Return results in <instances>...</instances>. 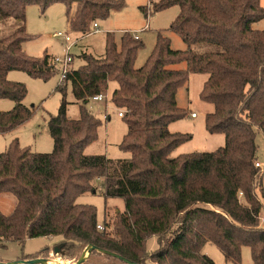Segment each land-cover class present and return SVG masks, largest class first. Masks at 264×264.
Instances as JSON below:
<instances>
[{
    "label": "trees",
    "instance_id": "trees-1",
    "mask_svg": "<svg viewBox=\"0 0 264 264\" xmlns=\"http://www.w3.org/2000/svg\"><path fill=\"white\" fill-rule=\"evenodd\" d=\"M56 1L67 5L70 28L81 34L124 6L123 0H0V98L15 103L0 110V133L14 130L33 113L24 104L25 84L9 79V72L22 69L45 79L56 69L51 55L33 57L24 48L31 39L27 6L45 9ZM172 6L180 10L169 29L181 36L186 49H173L159 32L145 64L135 67L143 42L129 31L120 42L108 33L104 55L83 53L84 64L63 79L64 88L71 84L81 115L67 116L63 96L49 120L52 152L30 151L15 139L0 153V193L17 199L9 214L0 210L1 246L59 236L55 248L75 261L83 245L92 244L139 264H216L204 251L214 243L228 261L239 264L242 248L249 246L252 264H264V185L262 168L256 165V135H264V29L254 27L264 17V6L260 0H150L141 9L149 15L150 7L159 12ZM196 44L211 47L196 52ZM181 62L186 68L171 67ZM191 73L208 74L200 92L202 100L214 105L206 114V128L223 133L226 142L214 151L172 156L192 138L169 130V124L188 115L178 105L177 93ZM111 81L117 83L111 101L124 110L127 124L119 144L130 153L125 159L85 154L101 125L86 104L105 94ZM99 182L106 198L125 200L113 233L106 220L103 229L98 227L95 205L77 201L97 192ZM152 236L155 250L147 245ZM49 251L18 259L45 257ZM82 264L129 263L94 250Z\"/></svg>",
    "mask_w": 264,
    "mask_h": 264
},
{
    "label": "rangeland",
    "instance_id": "rangeland-1",
    "mask_svg": "<svg viewBox=\"0 0 264 264\" xmlns=\"http://www.w3.org/2000/svg\"><path fill=\"white\" fill-rule=\"evenodd\" d=\"M124 6L121 9H115L108 18L98 19L97 27L92 23L88 34H81L72 31L69 25L67 15V5L62 1L49 3L45 9L39 4L31 3L26 8V28L31 35V39L24 43L28 55L33 57H42L46 53L63 58L67 52V43L65 34H69L72 42L71 54L73 59L70 68L77 69L84 64L83 53L93 56H102L106 50V38L108 33H113L115 40L120 42L124 32L129 31L139 36L143 45L139 48L135 67H141L152 53L158 33L161 32L165 37L171 40L173 49H186L187 45L180 35L169 29L172 21L179 14V7L172 6L159 12H153L147 15L141 9L148 6L150 0H123ZM264 6V0H260ZM75 8V3L73 4ZM74 11V9H73ZM254 27L264 29V17L254 23ZM211 47L209 44H196L193 50L202 52ZM55 65L54 72L48 78L35 77L22 69L11 70L8 78L14 81L22 82L27 88V94L24 104L32 108L31 117L14 130L7 133H0V153L4 152L9 144L15 139L19 141L22 148L33 152L49 153L54 148V140L49 129V120L51 116L58 113L63 96L68 101L67 116L71 119H77L81 115V105L76 102L72 93L70 83L66 87L62 79V64ZM175 68H186V63L181 62L171 65ZM207 73H191L188 82L179 88L177 93L178 105L188 110V115L180 120L169 124V130L172 132L191 133L192 138L171 152L172 156L181 153L214 151L225 145L226 139L223 133H211L206 128V114L214 110L212 103L206 102L200 98V92L203 83L207 79ZM117 83L111 81L105 90V98L101 101L90 100L86 108L93 113L100 121L98 138L85 148V154H104L111 159L129 158L130 153L120 149L124 134L127 131V124L123 117L119 115L121 108L116 107L111 101V94ZM63 87V90H61ZM15 103L9 98H0V110L7 111L14 107ZM124 111V110H123ZM196 113L193 117L192 113ZM108 116V117H107ZM107 117V118H106ZM256 143L257 162L260 163L261 184L264 185V135L257 132ZM256 162V163H257ZM80 203L95 205L97 209V219L99 224L108 222L107 230L113 231L114 221L119 212L125 210V200L122 197H109L104 195L102 184L98 183L97 192H87L77 198ZM17 203L16 197L9 192L0 193V210L9 214ZM264 220V217H263ZM61 240L59 236H40L27 238L23 242L11 241L4 246L0 245V261L8 262L18 260L25 254H34L49 248L50 251L44 255L48 257L50 264H72L75 259L64 257L59 246L56 244ZM149 249L155 250L158 243L155 236L148 239ZM83 245L82 250H84ZM205 253L211 257L216 264H237L228 261L214 243H207L204 246ZM239 264H252L251 249L249 246L242 248L241 262Z\"/></svg>",
    "mask_w": 264,
    "mask_h": 264
},
{
    "label": "water",
    "instance_id": "water-1",
    "mask_svg": "<svg viewBox=\"0 0 264 264\" xmlns=\"http://www.w3.org/2000/svg\"><path fill=\"white\" fill-rule=\"evenodd\" d=\"M94 250H98V251H101V252H104V253H107V254H111V255L116 256V257L120 258L121 260H123V261H125V262H127L129 264H139V263H136V262H134V261H132V260H130L128 258H125V257H123V256H121V255H119L117 253H113V252H110V251H107V250L100 249L97 246L92 245V244L87 245L84 248V250L82 251V254L79 257V259L77 261H75L74 263H72V264H82V263H84ZM0 264H50V263H49V259L48 258L38 257V258H34V259H18V260L8 261V262L0 261ZM60 264H63V263H60Z\"/></svg>",
    "mask_w": 264,
    "mask_h": 264
},
{
    "label": "built area",
    "instance_id": "built-area-1",
    "mask_svg": "<svg viewBox=\"0 0 264 264\" xmlns=\"http://www.w3.org/2000/svg\"><path fill=\"white\" fill-rule=\"evenodd\" d=\"M94 26L97 27V23H94ZM65 37V41L66 43L68 44L66 49H67V52L65 54V56L61 59L59 57H55L54 58V63L57 65L58 63H61L62 64V79H64L67 75V73H69V71L71 70L70 68V65H71V61L73 59V55L71 54L70 50H71V45H69V43L72 42V39L70 37L69 34H65L64 35ZM136 38H139L137 35H135ZM105 98V94L101 93L99 95H96L93 97V100H97V101H101ZM119 115L120 116H123L124 115V111H120L119 112ZM192 116L195 117L196 116V113H192ZM256 165H260L259 162L256 163ZM98 227L100 229H103V226L101 224L98 225Z\"/></svg>",
    "mask_w": 264,
    "mask_h": 264
},
{
    "label": "crops",
    "instance_id": "crops-1",
    "mask_svg": "<svg viewBox=\"0 0 264 264\" xmlns=\"http://www.w3.org/2000/svg\"><path fill=\"white\" fill-rule=\"evenodd\" d=\"M98 26V25H97ZM139 37V36H138ZM139 39H141L140 37H139ZM25 48V47H24ZM26 50V49H25ZM55 57L54 56H52V60L54 59Z\"/></svg>",
    "mask_w": 264,
    "mask_h": 264
}]
</instances>
